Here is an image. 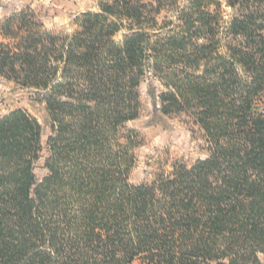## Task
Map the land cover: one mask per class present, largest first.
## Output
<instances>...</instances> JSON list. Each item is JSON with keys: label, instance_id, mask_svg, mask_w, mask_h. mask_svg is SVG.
<instances>
[{"label": "trees", "instance_id": "obj_1", "mask_svg": "<svg viewBox=\"0 0 264 264\" xmlns=\"http://www.w3.org/2000/svg\"><path fill=\"white\" fill-rule=\"evenodd\" d=\"M72 26L0 18V79L50 128L37 181L42 124L0 118V264H263L264 0H98ZM148 79L152 123L192 115L209 155L133 184Z\"/></svg>", "mask_w": 264, "mask_h": 264}, {"label": "rangeland", "instance_id": "obj_2", "mask_svg": "<svg viewBox=\"0 0 264 264\" xmlns=\"http://www.w3.org/2000/svg\"><path fill=\"white\" fill-rule=\"evenodd\" d=\"M25 8H32L39 13L49 29L71 30L72 22L79 14L98 11V0H0V18ZM224 10L229 13V9L224 7ZM118 38L121 39V35ZM150 83L148 79L140 86V117L126 124L127 130H134L138 135V144L133 148L136 162L129 177L133 184L151 180L161 162L167 168L175 160L191 166L209 155L203 132L192 115L183 112L164 117L163 123H152L154 100L149 92ZM154 83L158 86L159 94L163 88L156 81ZM16 109L28 110L43 126L42 149L34 165L37 181H41L48 174L46 159L49 156V125L44 116L31 107L27 89L0 79V118ZM261 260L264 264V255H261ZM134 264L143 263L136 261Z\"/></svg>", "mask_w": 264, "mask_h": 264}]
</instances>
